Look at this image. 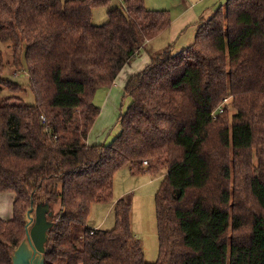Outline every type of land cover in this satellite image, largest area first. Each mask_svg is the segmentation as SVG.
Instances as JSON below:
<instances>
[{
    "label": "trees",
    "instance_id": "obj_1",
    "mask_svg": "<svg viewBox=\"0 0 264 264\" xmlns=\"http://www.w3.org/2000/svg\"><path fill=\"white\" fill-rule=\"evenodd\" d=\"M121 1L95 26L93 9L110 0H0V39L37 101L2 77L0 52V193L15 195L12 218L0 219V264H12L40 204L52 212L46 264H264V0H228L200 19L192 45L151 56L125 85L120 134L89 145L96 93L173 22L145 0ZM229 98L236 113L215 118ZM126 165L163 178L155 262L133 234L127 200L114 205L113 229L88 226L94 203L114 202Z\"/></svg>",
    "mask_w": 264,
    "mask_h": 264
},
{
    "label": "rangeland",
    "instance_id": "obj_2",
    "mask_svg": "<svg viewBox=\"0 0 264 264\" xmlns=\"http://www.w3.org/2000/svg\"><path fill=\"white\" fill-rule=\"evenodd\" d=\"M227 1L228 0H145V5L148 10L169 12L173 20L171 26L172 33H166L164 36L154 39L147 48L143 49V52L136 58L134 64L141 63L151 56L162 52L169 45H174L178 50L183 49L179 48V46L185 45L189 47L192 45L195 41L200 19L209 18L220 7H223L226 11ZM121 6V0H110L106 6L94 8L92 12V24L95 26L106 24L109 20L108 12L113 8H119ZM12 49L11 42H3L0 39V52L3 53L7 65V71H5L2 77L21 86L24 92L17 93V96L23 98L29 105H36V97L30 88L29 76L25 72L26 67L20 71L11 68ZM115 90L118 91L113 93L112 100L109 99V89L103 88L96 93L94 102L100 107L101 113L88 139L91 145L108 144L121 132L119 117L131 104V98L124 95L122 88ZM7 93L8 90L5 94ZM219 106L224 109H229L230 118L236 113V110L232 107V98H229L227 102L224 100ZM79 113L80 111L77 112V115ZM251 156H253V161L256 163V152L254 151ZM144 166L146 167L147 165ZM159 174H150L148 172L135 174L132 172L130 165H126L121 168L114 177L113 201L120 196L119 198H123L131 203L132 231L141 241L145 260L148 262H155L159 257L156 193L163 179L161 174ZM12 198L13 197L8 193H0V213L3 217H8L4 219H10L12 216ZM51 209H53L54 213L59 212V203L51 205ZM115 223V211L112 202H99L92 205L88 219L89 227L93 228L97 226L104 230H111L115 227Z\"/></svg>",
    "mask_w": 264,
    "mask_h": 264
},
{
    "label": "water",
    "instance_id": "obj_3",
    "mask_svg": "<svg viewBox=\"0 0 264 264\" xmlns=\"http://www.w3.org/2000/svg\"><path fill=\"white\" fill-rule=\"evenodd\" d=\"M28 211L29 222L26 236L12 253V264H46L48 231L53 226L48 217L52 215L49 204H40Z\"/></svg>",
    "mask_w": 264,
    "mask_h": 264
},
{
    "label": "crops",
    "instance_id": "obj_4",
    "mask_svg": "<svg viewBox=\"0 0 264 264\" xmlns=\"http://www.w3.org/2000/svg\"><path fill=\"white\" fill-rule=\"evenodd\" d=\"M172 31V27L168 30V31H166V32H164V33H162L159 37H162V36H164L166 33H172L171 32ZM171 35V34H170ZM159 37H157L156 39H158ZM172 39V38H171ZM154 40H151V41H149V42H147V44L145 45V48H147V46L150 44V43H152ZM185 47H187V46H185V45H182V46H179V48H185ZM136 60V59H135ZM133 61V62H131L129 65H126L124 68H123V70L121 71V73L118 75V77L116 78V80H115V83H114V85H113V87L111 88V89H109V99H111L112 98V95H113V93L115 92V91H118V90H115V89H118V88H122L123 89V92H124V88H125V85H126V83L128 82V80L132 77V76H134L136 73H138V72H140V71H142L147 65H149L150 64V62H151V57L149 58V59H147V60H145V61H143V62H139V63H137V64H134L136 61ZM121 94V93H120ZM112 100V99H111ZM87 143L90 145V143H89V141H87ZM10 196H12L13 198H12V202H13V204H14V201H15V195L13 194V193H8ZM1 195H6V194H1ZM123 195V194H122ZM121 195V196H122ZM120 197V196H119ZM118 197V198H119ZM116 198L115 200H114V202L112 203L113 204V208H114V205H115V203L119 200V199H121V198ZM12 216H13V205H12ZM12 216H11V218H12ZM4 218H8L7 216L6 217H3V215L0 213V219H4ZM10 218V219H11ZM6 220H8V219H6ZM94 229H97V228H99V227H97V226H95V227H93Z\"/></svg>",
    "mask_w": 264,
    "mask_h": 264
},
{
    "label": "built area",
    "instance_id": "obj_5",
    "mask_svg": "<svg viewBox=\"0 0 264 264\" xmlns=\"http://www.w3.org/2000/svg\"><path fill=\"white\" fill-rule=\"evenodd\" d=\"M227 101H228V99H225V102H227ZM223 111H224V108L219 106V107L215 110V112L213 113L214 117L217 118V116H218L220 113H222ZM145 164L147 165L148 163L145 162Z\"/></svg>",
    "mask_w": 264,
    "mask_h": 264
}]
</instances>
